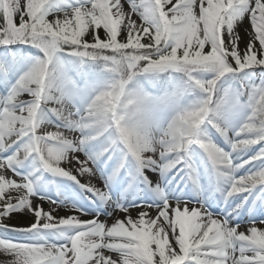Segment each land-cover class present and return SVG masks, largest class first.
Masks as SVG:
<instances>
[{"label": "snow or ice", "instance_id": "6c2138e0", "mask_svg": "<svg viewBox=\"0 0 264 264\" xmlns=\"http://www.w3.org/2000/svg\"><path fill=\"white\" fill-rule=\"evenodd\" d=\"M126 4L122 0H0V47L7 53L10 46H29L23 54L18 50L12 55L11 63H0L5 82L10 73L18 74L0 99V232L23 234L20 239L0 237V264H264V219L232 226L202 203L185 200L119 207L105 219L86 218L79 209L60 215L53 207L56 201H48L45 209L44 198H34L27 177L19 182L7 178L8 170L17 178L16 169L32 158L44 171L74 181L102 204L110 198L106 185L92 183L98 164L110 166L115 176L131 159L141 180L145 169L167 173L181 165L186 179L196 183L188 155L193 145L161 151L155 158L126 153L121 144L109 141L101 150L89 152V144L99 137L74 122L83 109L76 105L71 112L58 111L65 103L62 90L37 87L34 60L40 49H46L51 61L59 43L79 73L85 66L107 71L125 60L145 72L180 64L212 73L211 79L197 86L201 96L211 94L215 99L223 78L235 80L244 73L252 81L256 70L264 72V0H126ZM100 28L103 38L94 34ZM45 40L50 43L44 44ZM32 48L38 50L35 58L26 55ZM260 79L258 84L241 83L237 92H227L221 104L224 116L229 110L245 113L237 129H214L230 151L216 144L213 148L210 140L196 144L210 162L224 200L241 199L229 215L239 214L243 201L257 188L256 198L264 205V168L236 177L243 165L233 158V153L260 145L245 163L264 160V76ZM92 86L85 80L79 94L86 96ZM41 142L46 145L42 151ZM225 159L230 165L222 162ZM153 210L156 219L149 216ZM24 217L25 226L12 223ZM160 218L170 229V238L157 224ZM45 233L60 235L50 241Z\"/></svg>", "mask_w": 264, "mask_h": 264}, {"label": "clouds", "instance_id": "9594fccd", "mask_svg": "<svg viewBox=\"0 0 264 264\" xmlns=\"http://www.w3.org/2000/svg\"><path fill=\"white\" fill-rule=\"evenodd\" d=\"M61 48L62 45L55 43L51 61L46 49H40V57L34 60L37 76L33 82L37 87L62 90L65 103L58 111L71 112L76 105L83 109L74 122L93 137L119 143L126 153L140 152L155 158L161 151L182 150L188 145L209 142L203 127L205 121L215 130H229L228 115L220 111L227 91L218 87L215 99L211 94L200 95L186 102L190 93L200 94L197 85L202 79H197L196 74L204 71L176 64L156 72H145L139 65L132 67L125 60L107 71L99 67L102 79L93 84L86 96H81L78 89L83 84L68 70ZM45 148L41 142L39 150ZM217 151L222 154V150ZM222 162L226 166L231 163L226 159Z\"/></svg>", "mask_w": 264, "mask_h": 264}, {"label": "rangeland", "instance_id": "374dc122", "mask_svg": "<svg viewBox=\"0 0 264 264\" xmlns=\"http://www.w3.org/2000/svg\"><path fill=\"white\" fill-rule=\"evenodd\" d=\"M122 3H124L125 7H127L126 0H122ZM134 18L137 19V22L139 23L138 18L136 17ZM17 22H18V18H17ZM94 34L103 38L104 35L103 29L102 28L96 29ZM126 37H127V33L125 32L123 34V38L126 40ZM85 39L90 41L91 37L86 34ZM118 39H121V37H118ZM29 57L35 58L36 56H29ZM9 63H11V60L7 61L4 64H9ZM22 70L23 69H21V71ZM212 75L213 74L210 72H204V73L196 74V78L202 80H208L212 78ZM261 76H264V72H261L260 70H256L255 79L252 81L247 80L246 82H252L257 84L261 83L262 82V80L260 79ZM17 78H18V74L10 73L7 78V82H5V78L2 75H0V99L4 98L7 94L4 92V89L6 88V91H8V89L11 87V84L14 83ZM101 79L102 77H100V75L92 76L88 74V72L84 71V73L81 75V78L79 79L80 80L79 82L83 84L85 80H87L89 83L95 84ZM240 86L233 93L237 92L240 89ZM200 95L201 94H199L198 92L190 93L187 96L186 102L197 99L199 98ZM244 118H245V113L243 111L238 109L231 111L227 116L229 130L231 131L237 129L239 124L242 122ZM44 126L46 125L42 124V127ZM207 138L211 142L216 144L218 147H220L222 150L226 152L230 151L229 145L220 135L219 137H217L216 135H207ZM105 144H106L105 138L100 137L98 140L93 141L89 144L88 151L97 152L101 150ZM260 148H261L260 145H256L252 147L250 150H247L246 152L239 154L233 153V158L235 163L243 165L234 173L236 177L244 176L246 174H251L253 172L260 170L261 168H264V160L254 161L253 163H245L246 161L249 160L250 157L255 156L257 152L260 151ZM12 151H14V149H9V153H11ZM79 155L84 156V153H80ZM188 155L191 165L196 173L195 184L198 185L200 184L203 187V189H201V193L203 196L202 204L204 205V207L207 208L209 212L214 210H218L222 213L232 212V209L236 208V205L241 203V199L231 198L228 201L224 200V198L221 195V190L218 186V181L211 167V164L208 161L206 155L198 146L196 145L191 146ZM106 158L107 157L105 156L102 157L101 159L104 160ZM133 166H135L134 170L130 169L129 171L132 174L130 173L123 174L120 171L118 175L112 176L111 174L112 170L111 169L107 170L100 177L101 185H106L107 192H110L111 189L115 188L116 185L121 182L123 176H126V178L132 179V183L129 186L124 185L122 187H119L120 196L123 195V197L128 198L131 202L134 203L133 205H144L141 203L143 202L142 200L154 201L158 196H160L161 190L159 189L153 190L150 187H148V185L145 184V181L148 182V177L149 175H151V172L153 171L145 169L143 174L145 178L141 180L137 177V170L134 161H133ZM182 167L183 166L181 165H177L167 173H161V172L159 173L161 174V176H163L165 183L171 187L173 192L180 191L181 197H183L184 199H188L193 194L196 195L198 193L196 191H193L194 184L186 179ZM16 176L17 178L14 176V174L11 173L10 170H8V174H7L8 179H17V182H19L18 181L19 178L27 177L32 182L33 190L36 193V196L34 198L40 199L41 197H43L44 204H46L47 206H48V201H51V199L53 198L59 201L63 200L64 205L61 206L59 209H62L68 213L70 212V209H79L82 213L85 214L86 218H90L92 216H99L101 219H105L108 218L109 216V213L108 214L106 213L107 208L105 204H102L91 193L84 191L74 181L68 180L67 178L64 177L54 176L48 173L47 171H44L40 166L38 160L29 158L27 160L22 161L21 166L16 169ZM210 193L211 195H209ZM259 193H260V189L257 188L251 196H248L247 200L243 201V206L239 209L242 210L244 207L247 209L251 208L252 212L251 213L249 212V215L251 218L254 219L253 221H256V218L259 219L264 218V211L260 210V209H264V205H262L260 200L256 198ZM13 195H17V193H13ZM109 198L110 201L114 203L113 198L111 196H109ZM229 205H231V207ZM144 206H147V204ZM53 207L57 208V204L53 205ZM116 209L117 207L115 208L114 206L110 210L111 212H113ZM96 211L98 212L95 213ZM220 212L213 213V215L222 216L220 215ZM58 213L60 215H64L63 212H58ZM12 223L20 227L25 226L27 224V218L26 217L19 218L13 220ZM236 225H243V224L237 223L232 226H236ZM153 228H155V226H153ZM64 234L67 235L70 233H64ZM59 235H60L59 233L55 235L45 233V238L52 241L57 239ZM0 237L20 239L23 237V234H19V233L8 234V233L0 232ZM151 247L155 248V245H152Z\"/></svg>", "mask_w": 264, "mask_h": 264}, {"label": "bare ground", "instance_id": "6f19581e", "mask_svg": "<svg viewBox=\"0 0 264 264\" xmlns=\"http://www.w3.org/2000/svg\"><path fill=\"white\" fill-rule=\"evenodd\" d=\"M4 92L7 93L6 88L4 89ZM113 162L109 161V165H111ZM135 166H133V161L132 160H127L125 161L124 167L121 168V172L124 173H130L132 174L130 171L134 170ZM111 167L110 166H104V165H100L98 164L97 166V176L95 178H93L92 183L93 184H101L100 183V177L102 174H104L107 170H110ZM79 179V177H78ZM85 181L81 180V183L83 184ZM132 183V179L130 178H126V176H123V179L121 180L120 183H118L116 185L115 188L111 189L110 192H108V195L111 196L114 200V203H112L111 201H109V203L111 204V207H109V203H103L106 206V213L110 214L111 213V208L115 206V208L117 207V209L119 207H131L133 206V202H131L128 198H125L122 196H120L119 194V187L122 186H129ZM145 184L148 185V187H150L151 189H159L161 190V194L160 196H158L154 201H145L142 200L143 202H141L144 205H149V204H153V205H157V204H161L163 201L165 200H171V201H179V200H185V201H190L194 204H199L202 203L203 200V196L201 193V189H203V187L199 184H194L193 185V191H196L198 194V196H196L195 194H193L191 197H189L188 199H184L183 197H181V192L180 191H172L171 187L169 185H167L165 183V180L163 178V176H161V174L159 172H151V175H149L148 177V182L145 181ZM134 185V183H133ZM197 185V186H196ZM51 201H56L57 204V208L56 211L58 212H63L64 214L66 213V211L59 209L61 206H63L64 201H59L56 199H51ZM43 206L45 207V209H47V205L43 203ZM249 209V208H248ZM247 208H243L242 210H239V214H235L233 213L232 215H229L228 213L231 212H225L222 213L218 210H214V211H210V213H219L220 215H222L225 219H227L230 223V225H234V224H245L248 222H252L254 219L250 217L249 215V211ZM97 210V209H96ZM98 211H96L95 213H97ZM70 213V212H69ZM71 214V213H70ZM156 213L154 212H149V216H151L152 219H156ZM106 216V214H105ZM108 216V215H107ZM109 218V216H108ZM147 219V217H146ZM264 219V218H263ZM261 219L256 218V221H259ZM157 224L160 225L161 227H163L165 229L166 232L169 233V237H170V229H168L167 225H165L163 223V218H160L159 220H157Z\"/></svg>", "mask_w": 264, "mask_h": 264}, {"label": "trees", "instance_id": "16d2710c", "mask_svg": "<svg viewBox=\"0 0 264 264\" xmlns=\"http://www.w3.org/2000/svg\"><path fill=\"white\" fill-rule=\"evenodd\" d=\"M141 42H145L144 39L141 40ZM29 46L27 45H16V46H10V52H5L3 47H0V63H6L7 61L12 59V55L17 54L18 50L21 54H23L24 49H28ZM27 56H37L38 50L37 49H30L27 53ZM63 59L66 62V65L68 67V70L75 74L78 78V80L81 78V75L84 73V71L88 72V74L92 76L99 75V70L95 68L94 66H85L82 73H79L77 71L76 66L73 63V58L67 56L66 54H63ZM248 80V77L245 76L244 73L239 74L238 79H230V78H223L221 81L218 82L219 87L222 91H226L229 93H233L238 87L241 85V83H244ZM80 81V80H79ZM192 93H195L192 92ZM204 129L206 130L207 135H216L219 137V134H216L214 132V129H212L209 125H204ZM251 149V148H250ZM249 149V150H250Z\"/></svg>", "mask_w": 264, "mask_h": 264}]
</instances>
